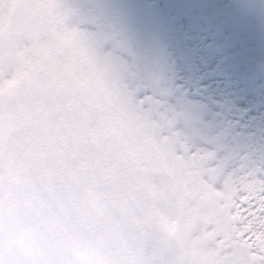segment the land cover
<instances>
[{
	"label": "clouds",
	"instance_id": "clouds-1",
	"mask_svg": "<svg viewBox=\"0 0 264 264\" xmlns=\"http://www.w3.org/2000/svg\"><path fill=\"white\" fill-rule=\"evenodd\" d=\"M193 110L216 115L109 0H0V264H247L216 254L161 118Z\"/></svg>",
	"mask_w": 264,
	"mask_h": 264
},
{
	"label": "snow or ice",
	"instance_id": "snow-or-ice-1",
	"mask_svg": "<svg viewBox=\"0 0 264 264\" xmlns=\"http://www.w3.org/2000/svg\"><path fill=\"white\" fill-rule=\"evenodd\" d=\"M236 11H237L236 9H233L230 14L234 15V14H236ZM177 65H178V63H177ZM178 70H179V68H178ZM179 72H180L181 76H185L186 75V73L184 71H180L179 70ZM226 91H227V89H225V92ZM221 106H223V107H221ZM230 106H231L230 104L221 101L220 103H217L214 106V109H215L214 111L223 112V113L227 114L226 109L228 107H230ZM244 109H245L244 115H243V117L240 118L241 119V123H247L249 120H252L253 118H256V117H252V113L249 110V107H245ZM258 117L261 118L262 120H264V113L259 112V110H258ZM262 245H264V244H262ZM259 249L260 248H258V249H250V251H258ZM223 264H233V262H231L227 257H225V260H224ZM247 264H264V260L255 261V262L249 260V261H247Z\"/></svg>",
	"mask_w": 264,
	"mask_h": 264
},
{
	"label": "bare ground",
	"instance_id": "bare-ground-1",
	"mask_svg": "<svg viewBox=\"0 0 264 264\" xmlns=\"http://www.w3.org/2000/svg\"><path fill=\"white\" fill-rule=\"evenodd\" d=\"M264 37V32L260 31V39H262Z\"/></svg>",
	"mask_w": 264,
	"mask_h": 264
}]
</instances>
